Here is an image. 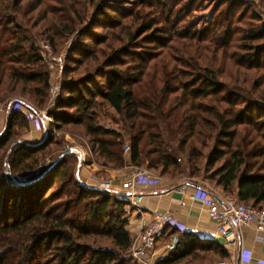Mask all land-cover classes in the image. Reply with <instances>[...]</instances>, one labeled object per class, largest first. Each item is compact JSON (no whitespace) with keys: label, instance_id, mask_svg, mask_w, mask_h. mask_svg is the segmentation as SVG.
<instances>
[{"label":"trees","instance_id":"1","mask_svg":"<svg viewBox=\"0 0 264 264\" xmlns=\"http://www.w3.org/2000/svg\"><path fill=\"white\" fill-rule=\"evenodd\" d=\"M45 1L32 2L41 8ZM111 1L88 0L95 15H115L100 23L113 26L119 43L102 50L111 48L113 59L104 82L95 79L98 49L85 45L83 32L70 49L74 66L65 69L56 123L40 141H26L32 124L19 111L0 134V264H139L126 194L83 183L73 167L78 156L60 159L64 141L55 128L82 127L104 167L131 164L168 180L187 174L212 195L221 190L264 209V0H217L203 23L197 14L210 0H133L127 11ZM60 3L59 14L48 7L42 16L54 44L86 22V2ZM24 6L0 0V88L22 85L45 106L50 74ZM139 40L152 48L136 53ZM175 233L166 231L164 245ZM212 253L231 259L226 247L187 231L156 264H203Z\"/></svg>","mask_w":264,"mask_h":264},{"label":"built area","instance_id":"2","mask_svg":"<svg viewBox=\"0 0 264 264\" xmlns=\"http://www.w3.org/2000/svg\"><path fill=\"white\" fill-rule=\"evenodd\" d=\"M63 62L62 57L53 58L50 67L54 69L57 65L63 70ZM49 90L48 107L44 109L39 108L27 97L14 96L8 106L0 107V122L6 123L11 115L22 111L32 124L31 131L43 134L45 129H48L46 125L51 126L53 123L52 113H56V103L60 98L62 86H52ZM57 133L59 132L57 131ZM69 147L70 145L67 148ZM70 150L76 154L75 150L71 148ZM129 152L130 147H125V153L128 154ZM88 159L89 156H86L85 161L88 162ZM143 183L147 186H154L160 183V180L148 174L146 170L138 168L118 181L103 184L101 188L119 190L127 194L126 199L130 202L129 207L134 208L139 215L138 234L132 239V256L139 264H156L150 253L158 242L165 238L166 231L170 229L176 232L171 241L165 245L166 252H169L176 249L181 240V235L188 230L184 223L169 213H163L158 209L148 213L143 209L154 201L151 196L138 192V187ZM187 187V183L182 184L176 191L183 195L187 192ZM186 198L180 201V205L188 208L191 216L200 219L206 212L210 222L216 226V233L212 239L217 244L229 249L239 237L246 238L253 242V246L250 249L241 250L239 254L241 261L244 263L255 261L256 264H264V239L262 237L264 233V209L244 204L232 195L219 200L208 190L200 187L189 193ZM196 202L202 204L200 211L195 207Z\"/></svg>","mask_w":264,"mask_h":264},{"label":"rangeland","instance_id":"3","mask_svg":"<svg viewBox=\"0 0 264 264\" xmlns=\"http://www.w3.org/2000/svg\"><path fill=\"white\" fill-rule=\"evenodd\" d=\"M32 1L33 0H25V6L23 7L25 9L23 14H24L25 18L29 20V21L28 20L26 21L27 25H25V27L26 28H28V26L30 27L29 32H30L31 36L33 37L34 44H35L34 50H38L41 53V55L43 56V59L45 61L44 63L46 65V69L49 71V74H50V88L52 86H57V85L63 86V82L65 79L64 73H65L66 66H74L73 58H75V56H72V54L70 53V49L72 46H76L77 41L79 40V37L83 32L87 34L86 35L87 39L85 41V45H87L90 48L98 49V55H99L101 61L97 63L98 67L95 68L96 70L98 69L96 74H95V79L98 80L100 83H103L105 74H107V72H109V70H110L109 67H106V66L113 59L111 58V52H112L111 48H109L107 52H103V53H102V50H103V48L107 47V44H113V45L115 44L117 47H119V43H115L110 36V31L113 30V26H111L110 29H106V27H101L102 25H100V23L105 24L108 21L114 20L115 15H113L112 13H110L108 11L102 16L101 15L100 16L95 15L94 9H91L89 7L88 0H82V1L87 3L84 6V8L81 9V10H83L82 12L85 14L86 22L83 24H77L78 32L76 34H74L72 36L57 37L56 38L57 42L54 44V43H50V37H51L52 32L46 31L44 29L46 26L50 28V24L46 21H43L42 16L44 14L45 8H48V7H49V10L51 12H54L55 14H59L60 11L63 10V7L61 6L60 1L63 2L65 5L66 0H60V1L59 0H51L48 2L45 1V3H44L45 5H43L41 8H37L36 4L33 3ZM132 1L133 0H112L111 4L117 6V8L120 11H127V10L131 9ZM216 4H217V0H210L208 5H207V9H203L197 14L199 23H203V21L209 17V15L211 14V12H212V10ZM235 4H236V2L233 1L231 3V6H233ZM84 9H86V10L84 11ZM40 13H42V14H40ZM49 14L52 15L51 13H49ZM67 15L73 19V15H71L69 12H67ZM162 21H163V19H162ZM35 22H36V26H35ZM12 31L14 32V30H12ZM140 41H141V43H140ZM149 48H152V45L150 43H147V40L146 41L139 40V41H137V43L133 44L132 50L136 51V53H137L138 51H148ZM134 54H135L134 52H131L125 58L133 57ZM59 57H62L64 59V62L62 63L63 64V70H61L60 67L57 65H55L54 69H51L50 66H51V63L53 61V58H59ZM103 62H106V63L103 64ZM116 64L118 66H120L119 63H116ZM120 67L125 68L126 66H120ZM71 76H73V75H71ZM251 82L252 81H250V83ZM15 88H16L15 91L10 92L11 88H10L8 82H5L4 85L0 88V107L4 106V105L8 106L10 104L11 99H13L14 96H16V95H19L22 97H27L29 100H30V98L28 96H30L32 102L35 105H38L33 101V100H36V97L34 94L29 92V89L24 88L22 85H17ZM22 94H25V95H22ZM26 95H28V96H26ZM49 98H50V90H49ZM58 100H57V103H58ZM57 103H56V106H57ZM38 107L41 109L47 108L48 102L45 106L38 105ZM8 110H9V108H8ZM55 112L58 114L59 109H57ZM53 114H55V113H52V117H53L52 125L56 123ZM7 122L6 123L0 122V134H2V132L6 128ZM51 126L46 125V128H50ZM56 130L59 133H57ZM54 132L56 133L55 135L58 138H60L61 140L64 141V146L61 149V151H59L60 155L64 154V152L67 149L70 150V148H71V149L75 150L76 154L79 156L78 161H76V159H75V163L73 164V167L75 168V170H77V173H78L79 168L81 169L84 164H85V166L88 164L85 161L86 156H89L90 161H93V163L96 166V168H92L91 171L96 173V175L98 177H100L101 179H103V177H102L103 173L109 172V174H114L115 170H118V169H114L112 167H104L103 165L97 163V161L95 159L94 152H93L92 145H91L90 141L88 140V138L84 135V130L82 127L70 126L69 128H66V130L64 129V131H60L59 129L55 128ZM26 134H30V133L27 132ZM26 134L23 135L22 138L26 141H29V140L25 139V137L28 136ZM37 139H38L37 136H35V135L31 136L30 135V140L34 141ZM41 139H42V137H41ZM69 145H70V147L67 148ZM59 152L54 156L55 158L49 157L51 159V160L48 159V160H50L49 162L53 161V158L55 161L57 156H60ZM48 160L46 161V163L48 162ZM49 162H48V164H46V166L50 165ZM42 166L43 165H40L39 168ZM46 166H44V167H46ZM121 169H123V168H121ZM136 169H138V168L134 167V170H136ZM144 170H146L148 172V174L154 176L157 179H158V177L162 178L159 174H156L153 171L148 170L147 168H144ZM126 172H127L126 176H128L129 173H131V170L130 171L127 170ZM186 175L187 174H183L182 176H180L179 179L182 178L184 180L186 178H189ZM80 180L86 184L85 178H84V180H82L80 178ZM115 180H117V179H115ZM113 181H114V178L110 179V180H105V182H103V181H101V182L103 185V184H106L108 182H113ZM200 182H203V180H200ZM179 186H180V184H178V187ZM178 187H177V189H178ZM226 196H228V194L223 193V195L221 197H219V200H223ZM127 210L130 211V213L132 212V210L130 208H127ZM129 218H131V216H129ZM131 255H132V253H131ZM230 255H231V259L229 261H224L220 257H218L217 254H213V253L208 254L207 259L203 262V264H210L213 262H214L213 264H227V263L236 264L237 263L236 253L235 254L230 253Z\"/></svg>","mask_w":264,"mask_h":264},{"label":"crops","instance_id":"4","mask_svg":"<svg viewBox=\"0 0 264 264\" xmlns=\"http://www.w3.org/2000/svg\"><path fill=\"white\" fill-rule=\"evenodd\" d=\"M30 134H26L28 136L25 137V139L35 142V141H40L41 137L43 138L42 133H37V132H29ZM30 135H35L37 136V140H30ZM88 160V164L78 170L79 176L82 180L86 181L87 186H92V187H102V182H105V180H110L114 178V181H118L122 178H124L127 175V170H131V172L134 170V167L129 164L123 169H118L115 170L114 174H109L103 173L101 179L96 175V173L92 172V168H96L95 164L93 161ZM129 161V159H128ZM137 168V167H136ZM130 174V173H129ZM117 179V180H115ZM160 180V183L154 185V186H147L144 183L141 184L138 187V192L139 193H144L146 195H149L152 197L154 201L150 202L148 206L143 207V209L146 212H153L155 210H160L163 213H169L173 215L174 217L178 218L182 223H184L187 226L188 232H194L200 237L204 239H212L214 238V235L216 233V226L213 225L212 222H210L208 215L206 212L203 213V216L198 219L190 215V211L188 208H185L180 205V201L182 199H187L186 197L188 196L189 193H192L196 190L197 187H200L198 184L197 185H192L190 183V179H178V180H167L158 177ZM188 184L187 187V192L183 195L179 194L176 189L178 187V184L180 186L182 184ZM177 186V187H176ZM116 192H123L119 190H115ZM125 193V192H123ZM223 191L221 190H215V196L216 198L219 199L223 195ZM123 197L126 199L127 194L123 195ZM122 198V199H124ZM195 207L197 210L200 211V208H202V204L200 202L195 203ZM128 208V207H127ZM132 208V207H131ZM132 212L130 213L131 218H129V226L128 230L131 234L132 237H136L138 234V220H139V215L136 213V210L132 208ZM263 239H264V233L262 234ZM253 246V242L250 240H247L246 238L239 237V239L236 241V243L233 244L231 248H229V251L231 254L236 253V264H256L255 261L250 262V263H244L240 259V252L243 249H250ZM150 255L152 256V259L154 258V262H158L160 259H163L166 257L167 252H166V246L164 245V240H161L158 242V244L154 247V249L151 251Z\"/></svg>","mask_w":264,"mask_h":264},{"label":"water","instance_id":"5","mask_svg":"<svg viewBox=\"0 0 264 264\" xmlns=\"http://www.w3.org/2000/svg\"><path fill=\"white\" fill-rule=\"evenodd\" d=\"M72 153H73V152H72L71 150H67V151L64 152V154H62V156L60 157V159L66 157V156H68V155H70V154H72Z\"/></svg>","mask_w":264,"mask_h":264}]
</instances>
